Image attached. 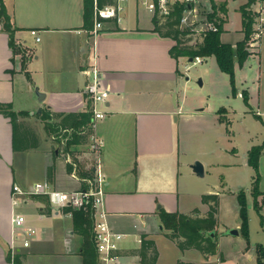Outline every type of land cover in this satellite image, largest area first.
Returning a JSON list of instances; mask_svg holds the SVG:
<instances>
[{
    "label": "crops",
    "instance_id": "crops-1",
    "mask_svg": "<svg viewBox=\"0 0 264 264\" xmlns=\"http://www.w3.org/2000/svg\"><path fill=\"white\" fill-rule=\"evenodd\" d=\"M2 2L15 29L14 43L21 52L13 54L0 22V103L10 104L15 112L27 113L26 117L19 118L24 127L34 132L36 125L42 122L38 118L42 109L64 115L86 112L85 71L92 66L98 71L101 87L108 91L104 105L106 117L97 124L96 132L103 141L100 161L105 176L107 221L112 230L123 236L119 264H141L136 251L143 234L155 243L158 252L155 264H176L178 261L200 264L201 261L190 256L195 250L181 252L164 236L167 231L158 216L160 210L189 215L197 208L199 216L207 211L205 205L199 204L202 193L197 194V207V203H189L188 192H182L180 186L182 167L186 178L193 172L181 160L179 130L175 125L180 118L173 120L186 104V97L180 90V64L185 57L174 59L170 56L174 41L152 31L151 15L150 23L142 25L138 9L135 7L128 12V3L119 23L107 22L92 38L90 29L83 26V0ZM203 3L205 7L210 4L209 0ZM260 7L264 8V2L256 0L252 10L256 12ZM226 9L229 13L227 6ZM229 23L230 20H226L223 24L220 38L235 46L244 38L241 15L239 39L235 41L222 38L227 35L225 26ZM31 30L37 32L38 43L30 34ZM28 39L33 40L37 48L27 46ZM262 42L264 35L260 45ZM26 50L29 53L25 56ZM189 60L186 61L191 62ZM247 60L238 68H243ZM36 89L43 94L41 101ZM60 120L54 118L51 122ZM65 125L57 132L46 133L43 129L47 162L42 181L49 182L56 190L73 192L86 188V174L89 170L92 172L94 156L88 149L87 139L67 148V136L72 132L78 136L81 128H72L70 121ZM58 132L67 135L58 137ZM12 143V126L9 119L0 114V264H13L14 254L20 255L21 264H82V238L73 231L70 213L52 208L44 196L27 198L18 205L20 211L13 205V200L18 198L13 195V186L25 189L33 183L17 178ZM203 168L205 173V165ZM213 193L220 196L218 192ZM218 213L219 206L215 226L217 253L207 259L199 253L203 264H226V257L219 249L220 241L235 237L219 229ZM15 214L24 216V227L35 230L28 247L22 246L24 236L21 232H14L12 218ZM233 228L239 235L240 227L236 224ZM160 239L169 241L171 246L159 242ZM160 244L171 252L170 258H164ZM249 250V245L244 248V252ZM214 257L217 259L212 260ZM254 260L256 263L255 248ZM146 262L150 263L148 259Z\"/></svg>",
    "mask_w": 264,
    "mask_h": 264
},
{
    "label": "rangeland",
    "instance_id": "rangeland-1",
    "mask_svg": "<svg viewBox=\"0 0 264 264\" xmlns=\"http://www.w3.org/2000/svg\"><path fill=\"white\" fill-rule=\"evenodd\" d=\"M127 1L128 12L136 7L141 16L142 25L149 24L150 14L141 4V0ZM216 1H220L218 4L226 3L225 6L229 12L225 17L226 20H230V23L225 26L227 35L222 37L223 40L235 41L239 39L240 15L238 9L247 0ZM200 5L202 11L208 10V6L205 7L204 3ZM223 26L222 28H224ZM262 35L264 32L260 39ZM252 38L255 36H250L246 42L250 57L243 68H235V96L232 95L229 76L219 70L213 57L202 58L201 63L195 64L186 61L189 60L188 58L182 60L180 90L186 97V104L179 111L177 110L178 113L173 117V120L180 118L179 123L176 122L175 125L179 130L181 160L189 166L194 161L205 165L203 177L189 173L188 167L186 171L190 177L186 178L184 167L181 169V191L188 192L189 203L198 204V193L213 194V192H218L220 195L219 229L225 235H229L228 231L234 229L236 224L240 227L236 194L243 192L246 195L250 250L244 252L247 243L241 234L221 240L219 249L226 257V264H256L254 248L257 245L264 246V151L258 161L261 195L258 196L256 203L260 209L254 207L250 195L255 172L247 165L249 149L253 146L264 145V42L262 45L259 42L261 46L259 48L256 43L249 44ZM192 40V38L182 36L180 44L190 45ZM27 46L31 49L37 48V44L31 39L27 40ZM28 53L26 50L25 56ZM243 97L247 99L246 102ZM170 100L172 103V94ZM183 116L185 119H182ZM183 120L184 122H182ZM42 124L40 122L34 128V136L38 145L24 151H16L14 169L21 182L34 183L43 180L47 158L44 156L46 134ZM18 137L21 139V134ZM23 141L29 144L34 141V138L27 136L23 138ZM180 198L183 199V197ZM17 208L19 210L21 206ZM160 241H164L167 245L170 244L165 239H160ZM160 247L162 253L165 254L164 258H170L171 252L165 250L161 244ZM190 254L193 260L201 261L200 264H203L204 260L197 251ZM216 259L217 257L212 258V260Z\"/></svg>",
    "mask_w": 264,
    "mask_h": 264
},
{
    "label": "trees",
    "instance_id": "trees-1",
    "mask_svg": "<svg viewBox=\"0 0 264 264\" xmlns=\"http://www.w3.org/2000/svg\"><path fill=\"white\" fill-rule=\"evenodd\" d=\"M112 1L113 0H97V5L98 7H102L106 4L112 3ZM209 2L211 12L208 16L216 19V22L219 25V30L215 33H208L201 44L196 46L180 44V38L183 36V33L179 28V19L183 6L175 7L171 15L165 19H159L156 16H153L151 20L153 24L152 31L156 32L163 38H169L174 41V45L169 50L170 56L174 59L180 57L192 59L196 56L201 58L213 57L219 70L229 76L232 87V95L235 96V67H242L247 58L250 56L246 42L254 31L253 26L255 24L257 13L252 10V6L255 4L256 0H247L246 3L238 9L241 15V26L244 38L240 42H237L235 46L222 42L220 38L223 32L222 26L226 22L225 16L227 14V9L225 4H216L213 0H209ZM262 2H264V0H262ZM83 9V26L86 29H91L93 0H83ZM0 22L8 35V44L12 49L13 54L20 53L21 51L14 43L15 29L12 28L10 24V19L6 13L2 0H0ZM25 75L29 78L27 73H25ZM243 100L245 102L247 101L245 97H243ZM0 114L9 119L12 126L13 151H24L38 145L34 132L29 130L27 127H24L23 123L19 122V118L26 117L27 113L15 112L12 110L10 104L0 103ZM38 118H40L43 122L46 133L59 131L60 128H64V126H66L65 124L67 121H70L72 128H81L77 133L78 136L75 135L76 132H72L67 136V148L70 145L82 140L85 141L87 139L88 141L87 123L90 118L88 110L79 114L71 113L64 115L60 113L52 114L48 109H42ZM54 118H61V120L57 123L51 122ZM19 132H21V139L18 137ZM61 135L62 134L60 132L56 134L58 137H61ZM66 135L67 134L64 133L62 136L65 137ZM27 136H32L34 141L29 144L24 142L23 138H26ZM57 144L60 145V142L57 141ZM262 151H264V145H259L251 147L247 153V165L255 172L250 195L256 209H260V206H258L256 202L258 196L261 195V192L259 191L258 161ZM91 175L92 172L89 170L86 177L90 179ZM47 176L48 180H50V170L48 171ZM236 201L239 207V233L246 240L248 247V217L245 193L238 192L236 194ZM200 202L202 205L207 207V211L204 216H199L200 214L197 208L193 209L189 215H184L179 212L168 213L160 210L158 212V216L163 229L167 231L164 236L173 242L179 251L184 252L187 250H195L207 259L217 253L216 232L214 229L217 225L216 215L219 206V196L216 193L203 194L200 196ZM64 211L71 214L73 231L82 238V247L80 252L82 264H99L92 233V212L90 210H76L71 208H65ZM211 233H213L212 236L210 235ZM136 253L141 258V264H146V259L150 262L148 264L156 263L158 252L154 241L147 235L143 234L140 236V247ZM255 254L256 263L264 264V246L257 245L255 247ZM19 257V254H14L12 257V263L21 264ZM176 264L189 263L178 261Z\"/></svg>",
    "mask_w": 264,
    "mask_h": 264
},
{
    "label": "built area",
    "instance_id": "built-area-1",
    "mask_svg": "<svg viewBox=\"0 0 264 264\" xmlns=\"http://www.w3.org/2000/svg\"><path fill=\"white\" fill-rule=\"evenodd\" d=\"M204 0H141L147 12L151 17L156 16L159 19H165L171 15L175 7L183 6L179 19V28L183 37L192 38V43L188 46L199 45L208 33H215L219 30V25L214 17H209L210 6L207 11H202L201 3ZM127 0H113L112 3L98 7L97 0H93L92 27L89 34L95 38L103 26L110 21L119 23L125 11ZM257 17L253 26L251 36H255L249 42L250 45L256 43L259 45L262 29H264V8H259ZM34 36L35 42H39L37 32L30 31ZM197 39V42L195 40ZM248 44V45H249ZM193 64L201 63V57L188 58ZM87 82L84 86V93L88 102V112L90 118L87 123L88 131V149L94 156L91 178L85 179L86 188L73 192H63L54 189L47 181L35 182L28 188L22 189L13 186V195L17 199L13 200V205L18 206L29 197L44 196L49 205L54 209L71 208L76 210H90L93 216L92 233L96 246L99 264H119L120 262V242L122 234L111 229L107 221V213L104 209V182L105 176L101 171L100 154L103 147V141L97 135V124L106 117L104 105L108 97V91L101 87L100 77L97 69L92 66L85 71ZM14 232H21L24 236L23 247L29 246V241L35 234V230L30 227H24L25 218L21 214H15L12 218Z\"/></svg>",
    "mask_w": 264,
    "mask_h": 264
},
{
    "label": "water",
    "instance_id": "water-1",
    "mask_svg": "<svg viewBox=\"0 0 264 264\" xmlns=\"http://www.w3.org/2000/svg\"><path fill=\"white\" fill-rule=\"evenodd\" d=\"M189 61H191V60H189ZM35 92H36L37 97L41 101L42 98H43V94L39 93L37 89L35 90ZM190 168H191V171L197 177H203V175H204V168H203V165L201 164V162L194 161V163L190 165ZM227 234L237 236L238 235V230L237 229H230ZM210 235L212 236L213 233H211Z\"/></svg>",
    "mask_w": 264,
    "mask_h": 264
}]
</instances>
